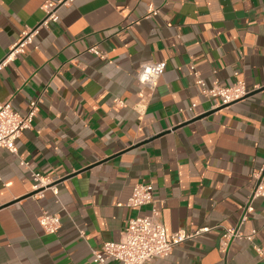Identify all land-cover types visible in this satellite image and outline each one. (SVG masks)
I'll return each mask as SVG.
<instances>
[{
    "label": "crops",
    "instance_id": "obj_1",
    "mask_svg": "<svg viewBox=\"0 0 264 264\" xmlns=\"http://www.w3.org/2000/svg\"><path fill=\"white\" fill-rule=\"evenodd\" d=\"M46 1L0 0V62ZM150 4L159 13L146 17ZM59 16L0 69V101L25 113L40 99L19 155L0 148V264H101L92 250L150 213L128 205L139 182L154 185L169 235L209 228L152 264H264L253 176L264 165V0H73ZM158 61L165 72L139 107L138 70ZM199 77L243 79L250 92L214 109ZM31 170L57 179L58 196L38 193ZM43 210L61 215L57 233L39 224ZM225 227L257 232L223 250Z\"/></svg>",
    "mask_w": 264,
    "mask_h": 264
},
{
    "label": "built area",
    "instance_id": "obj_2",
    "mask_svg": "<svg viewBox=\"0 0 264 264\" xmlns=\"http://www.w3.org/2000/svg\"><path fill=\"white\" fill-rule=\"evenodd\" d=\"M71 2L73 0H47L42 5L45 14L42 22L35 28H27L22 31L19 39L11 47L5 59L0 62V69L20 54L25 53L27 47L37 35L39 26H48L50 22L58 21L60 19V7ZM158 13L159 9L150 4L146 17H152ZM89 51L99 57H105L103 51L97 46L90 47ZM166 66V61H158L144 64L139 68L137 79L143 85L139 107L149 102L158 87ZM197 82L201 86V95L205 100L211 102L214 109L240 101L250 92L243 79H237L231 86H222L217 81L212 86H208L201 77H199ZM39 104V98L31 100L27 111L22 113L14 108L10 100L0 101V148H5L19 155L17 140L27 129L32 128L33 121L39 110ZM20 163L28 166V162L24 159L20 158ZM31 175L34 180L33 187L39 191L38 193L49 189L58 196L59 186L57 179H52L34 170H31ZM253 176L256 179L254 197L264 198V165L255 171ZM128 205L135 208L150 206V213L145 215L137 214L130 217L126 222L123 237L119 241H105L101 247L94 248L92 250L94 262L106 264L108 260L114 259L120 264H152L155 259L168 256L176 245L209 230L208 227L192 232L179 230L169 235L161 219V210L158 199L155 197L154 185L149 182H139L134 186ZM252 210L253 207L249 205L247 212ZM38 221L43 230L50 234L57 233L62 224L61 215L48 210L42 211ZM256 232L254 230L251 235H245L239 228L225 227L221 239V247L225 250L229 242L235 238L251 240ZM257 250L264 257V249L257 248Z\"/></svg>",
    "mask_w": 264,
    "mask_h": 264
}]
</instances>
